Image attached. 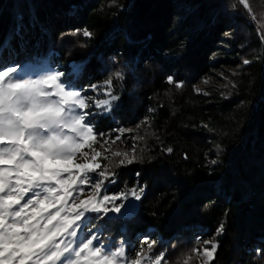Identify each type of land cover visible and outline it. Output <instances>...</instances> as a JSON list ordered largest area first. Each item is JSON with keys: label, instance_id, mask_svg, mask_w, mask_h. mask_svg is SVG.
<instances>
[{"label": "trees", "instance_id": "trees-1", "mask_svg": "<svg viewBox=\"0 0 264 264\" xmlns=\"http://www.w3.org/2000/svg\"><path fill=\"white\" fill-rule=\"evenodd\" d=\"M248 4L251 12L241 0H0V42L11 41L26 74L62 71L88 88L123 73L113 76L119 99L93 122L105 139L120 137L113 151L135 148L131 165L113 157L112 190L144 194L136 214L105 226L129 247L155 240L172 264L202 239L219 245L210 264H264V0ZM223 66L220 83L197 90Z\"/></svg>", "mask_w": 264, "mask_h": 264}, {"label": "snow or ice", "instance_id": "snow-or-ice-1", "mask_svg": "<svg viewBox=\"0 0 264 264\" xmlns=\"http://www.w3.org/2000/svg\"><path fill=\"white\" fill-rule=\"evenodd\" d=\"M241 3L251 12L248 0ZM24 27L21 21L15 39ZM83 35L93 36L87 30ZM113 76L120 80L123 73L110 74L102 85L77 88L62 71L28 75L11 41L0 42V264L166 261L163 251L151 255L155 240L144 238L139 248L123 240L106 243L97 224L110 214L123 216L121 209L127 212L144 194L143 187L110 191L117 182V173L109 171L111 158L121 157L120 166L136 161L134 147L131 155L113 151L111 145L120 137L105 139L107 134L93 122L95 110L110 112L119 99ZM173 82L169 76L168 83ZM115 131L122 136L130 130ZM223 231L221 224L217 232ZM203 244V249L194 246L185 254L183 264L193 259L192 254L202 257L201 264H210L219 245L213 240Z\"/></svg>", "mask_w": 264, "mask_h": 264}, {"label": "rangeland", "instance_id": "rangeland-1", "mask_svg": "<svg viewBox=\"0 0 264 264\" xmlns=\"http://www.w3.org/2000/svg\"><path fill=\"white\" fill-rule=\"evenodd\" d=\"M215 61H217V60H215ZM248 64H244L243 61H242V65L243 66L248 65ZM225 68H226V66H223L222 68H219L216 71H213L209 76L201 79V81L196 85L197 90L202 92V91H205V89L207 87H211V86H213V85H215L217 83H220V81L224 79L226 71H228V72L230 71L229 69L228 70H225ZM95 95H98V94H95ZM103 98H105V97H103ZM106 113H108V112H106ZM131 154H132V152L129 153V155H131ZM114 158H115V161L117 162V164H119V160L121 159V157H117V159H116V157H114ZM114 158L113 157L111 158V163L114 160ZM111 166L112 165L110 164L109 171H114V169L119 168L118 165H115L113 168ZM117 176H116V180H117ZM137 188H139V187H137ZM110 191H113L114 192V190H112V185H110ZM139 204H140V201L139 202H135L134 206L133 207H129L128 210H127V212H125L124 209H121V211L124 212L125 214L123 216H120L119 218H130V217H132L138 211ZM110 217L112 219L113 218H117L115 215H112V214H110ZM108 220H109V218H105V219L97 222V224L101 226L100 227V231H101L103 237L105 238V242L106 243H109V242H118L120 240H123L124 241L123 238H119V239L118 238H115L114 239V237H112L113 235L110 234V231L105 226V223ZM204 240L205 239L200 240L201 243L197 244L196 247H198L200 249H203L205 247V245L203 244V241ZM209 240H211V239H209ZM144 247H145V251H147V245H145ZM160 251H163L165 253V257H166V261L165 262H162V264H172V263L169 262V260L167 258V255H166V252L163 249H156V247L153 246L151 255H155L156 253H158ZM192 255H193V259L190 260L188 262V264H201L202 257L201 256H197L195 254H192ZM182 264H183V262H182Z\"/></svg>", "mask_w": 264, "mask_h": 264}]
</instances>
